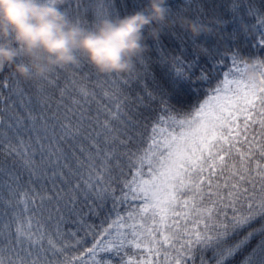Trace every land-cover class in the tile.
Returning <instances> with one entry per match:
<instances>
[{"label": "snow or ice", "instance_id": "6c2138e0", "mask_svg": "<svg viewBox=\"0 0 264 264\" xmlns=\"http://www.w3.org/2000/svg\"><path fill=\"white\" fill-rule=\"evenodd\" d=\"M61 6L84 24L129 9ZM169 6L219 35L201 50L169 29L191 59L156 40L128 74L0 71V264H264V0Z\"/></svg>", "mask_w": 264, "mask_h": 264}, {"label": "clouds", "instance_id": "9594fccd", "mask_svg": "<svg viewBox=\"0 0 264 264\" xmlns=\"http://www.w3.org/2000/svg\"><path fill=\"white\" fill-rule=\"evenodd\" d=\"M65 0H0V71L39 81L58 67L86 62L95 72L128 74L159 40L165 29L180 28L192 37L219 35L215 16L197 18L174 13L168 0H145L141 8L118 16L81 23L61 6ZM201 50L204 44H199ZM244 75L259 81L255 58L241 56Z\"/></svg>", "mask_w": 264, "mask_h": 264}, {"label": "trees", "instance_id": "16d2710c", "mask_svg": "<svg viewBox=\"0 0 264 264\" xmlns=\"http://www.w3.org/2000/svg\"><path fill=\"white\" fill-rule=\"evenodd\" d=\"M118 3H123V2H127L129 4V9L127 12H125L124 14L131 12L133 9L131 6L136 2V0H117ZM185 2V0H168L169 5H172L174 7L179 6L181 4H183ZM200 3L204 4L205 6L210 7L212 4H216V3H227L228 0H199ZM145 3V0H143V4ZM189 14L193 15V13L191 12V10H188ZM209 16H213V13L211 11H209V14L207 17ZM207 17H203V18H207ZM174 30L176 32H186L183 29L180 28H174ZM188 32H186L187 34ZM189 34V33H188ZM190 35V34H189ZM197 44H201L203 43L205 47L210 46L213 42H214V38L213 36H201L198 38H194ZM155 42L156 40H150L149 43L151 45L149 53H153L154 47H155ZM159 42L161 44V46L163 47V49L169 54V57L171 58L172 56L175 55H184L186 59H191V56L186 54V53H182L181 52V48L185 47V45H182L181 42L179 41V39H177L176 37L172 36L170 34V30L169 29H165L164 32L161 34ZM153 71L156 73L157 77H161L162 75V71L160 69L159 66L157 65H153Z\"/></svg>", "mask_w": 264, "mask_h": 264}]
</instances>
